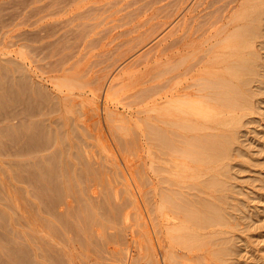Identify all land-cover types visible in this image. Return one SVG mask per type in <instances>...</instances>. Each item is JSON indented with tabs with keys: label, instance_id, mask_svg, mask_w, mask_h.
<instances>
[{
	"label": "rangeland",
	"instance_id": "1",
	"mask_svg": "<svg viewBox=\"0 0 264 264\" xmlns=\"http://www.w3.org/2000/svg\"><path fill=\"white\" fill-rule=\"evenodd\" d=\"M54 1H57V2H54ZM123 1L122 0H118V1L116 0V2H115V0H114V2H113V0H68V1L67 0H62V1L61 0L60 1L59 0H52V1L51 0H0V79H1L0 80V105L3 106V107L0 106V130H1L0 134H2V135H0V145H2V146H0V174H1L0 175V178H1L0 179V216H1L0 217V244H1L0 245V264H5V262H7L6 264L9 263L8 254H17V253L19 254L20 252H21L20 254H28V253L29 254H35V252L33 253V251L31 250L32 248L27 245V244H29V241L26 239L27 236L25 233L26 232L25 222H24L25 220L23 218L24 209L22 210V208L26 204V202L28 203V201H29L30 205H31V202L33 201V204L31 206L34 208V206H35L34 204H36L35 202H38L39 198H41L40 201H42L43 199L49 197V195H50V197H52L51 200L54 197H56L57 199L56 198H54V199H56L57 202L58 203L60 202L62 205L61 206V205H59L60 203L59 204L57 203L58 204L57 206L61 207V208L59 207L60 211L58 212L60 215L58 217L59 219L62 216V220H63L67 216L68 218L66 217L64 220L68 221L69 223H71V222L73 223V221L75 224L78 223L77 225H75L73 223V225H75V226H78V225L81 226L80 221H82V225H84L83 224L84 222L86 224V225H84L85 229L83 228V226H81L82 230L83 229L85 230V231H83V234H82L81 230H79L81 227L78 226L77 230H79V232H81V234H82V235H79L80 233L78 234V232L76 231L77 227H75L73 225L71 226L72 223L69 224V226H68L67 222H65L67 224V226L65 224V227H64L63 226L64 221L62 222V224L60 222V224L63 226V229H65L66 227L67 228L70 227L67 230H70L73 228L72 232H70L71 230L67 232L66 229H65L66 230L65 231L62 229V227L59 226L60 225L59 222H56V221H59V220H56L57 218H55V220H54V218L51 217L52 218L51 221H54L55 224H57L56 228L58 226L60 228V230H63L62 234H60L61 231L59 230V228L58 229L54 228V232L52 231L51 227H52L54 222L52 223L50 221L52 223L51 225H49L50 222H48L49 224L44 223L46 226H48V225L50 226L51 230L48 227L49 228L48 231H50V232L52 231L51 233L55 234V230H57L56 232H59L60 237L58 236V233L56 235V236H58V238H60L58 240V238L56 237L58 241H61V239H62L63 241H61V242L65 243L66 239L69 240L64 245L65 249L60 251V253H62L64 250H67L66 247H68V249H69L66 252L70 251L69 253H66V254H70V255H68V256H70V259L69 258H66V259L71 260V261L66 262V264H128V263L132 262V260H133V259L131 260L130 258H132V256L134 258L135 257L134 255H136L139 252V249L141 246V244L138 241L139 240V231L141 229H143V227H145L146 229H148L150 231L152 230L151 218L154 215L153 214L154 212L152 213V211L154 210L152 208L153 207L152 203H151L152 207L150 206V204L148 206L147 205L148 203L147 204L145 203L142 205V209L144 210V212H143L144 217L142 216L144 219H142L138 215L139 209L137 210L138 206L135 205V202L133 199L134 198L133 194L134 193L136 194V191H138L139 187H140V189L142 188L141 189L142 191H145V187L147 186L146 192H147V189H149L148 185H150L149 186L150 188L152 187L151 184H152V177L154 175V172L152 171L153 169L151 170L152 167H150V164L152 165V163H151L152 158H151V155L149 154L150 142H149V144L146 143V141L148 142V140L146 138H144L143 141L145 143L143 142L144 143V150H142V152H138L137 151L138 148L136 150V148L133 147L134 145L129 144V146H131V147H129L127 144L128 141L130 140V138L133 137V135H131V134L132 133L134 134V132H135L134 130H136L135 134H137L139 132V130H138L139 128L137 126V118L135 117L136 112H137V108H138L137 99H136L137 97L134 95V94H136V86H135L134 81H133L136 78L135 76H137L136 75L137 73H135L133 76L132 75H130V76L126 75L125 76V80H124L125 86L120 91L118 96L116 98L112 99L113 101L108 100L107 98L104 101L105 102L104 104L106 106H109L108 108L111 109V111L113 113H114L113 110H115V112H117V111L121 112L120 115L118 114V118L121 117L120 118L121 121H119L117 119V117H114L113 113H111V111L109 110L110 111L109 113H111L110 114L111 117L113 115V117H112L113 122L110 123V121H112V120H110L111 118L107 119V118H109V117H107V112H108L107 108L105 109L106 114H105V111L102 113V110L100 108V107H102V104H103V96H104V89H105L104 85L106 82L105 80L101 81L99 84L93 83V84L87 85L83 88L82 87L75 88L74 93H71V94L68 93L70 95L69 99L71 98V95H72V98L70 101H73L74 99H76V100H74V102H72L73 104L75 102L77 103L80 100V102H78V104L75 105L77 107H75V106H73V104H71L76 109L73 108L67 102L69 99H67L68 97L67 98L64 97V93H62V90H61V92H60V90H58L61 77L63 75L68 74L67 68L71 67V64H73L75 61H77L79 59L81 60L82 57L83 58L80 62L84 68H86V67L90 68L92 66L91 67L92 74L94 76H96V75L102 76L106 72L111 71L112 69L117 67V65H119L120 63H122L121 66L123 68H127L132 62L139 59L138 57H140L139 55H141V53L143 55V53L151 47L150 45H148L147 47H144L143 49L137 48L134 51L130 52L129 55H126L127 57L126 56L124 57L125 59L122 58L123 60H125L127 62V63H125V61H124L125 65H123V61H121L122 60L121 58H119V59L116 58L118 56L121 57L122 54H119V53H122L124 51L123 50L124 48L126 51L128 50L129 47L127 48V45L130 46L132 44L129 40L132 39L136 35V31L135 32L132 31L134 29V27L138 26V24L145 21V19L148 18V16H150L154 12L155 8L156 7L158 8L160 3H161L160 6H162V4L164 5V3L167 0H163V1L162 0H159V1L153 0L154 4H153V2H151L152 5H151V3H149L150 0H146V1L145 0H141V1L139 0V2H138V0H123ZM125 1L129 4H127ZM107 2H109L110 4ZM144 2H147L148 5L143 4ZM46 3L48 4V6ZM57 3H59V5ZM60 3H64V4H62L63 6H61L62 10L59 11L60 5H61ZM114 3H115V6H114ZM140 3H142L143 6L147 5V8L143 7ZM44 4H46V5H44ZM95 4L97 7L95 6ZM139 4L141 5L142 10H138V9H140ZM88 5H89V8H88ZM109 5L110 6L112 5V6L109 7ZM125 5H127V6H125ZM43 6L46 8L45 11H44L45 8ZM120 6L122 7V9L125 7L124 10H121ZM135 6H136V8H134ZM148 6H150V7L148 8ZM54 7H56L58 10ZM90 7H91V9H90ZM137 7H138V9H137ZM37 8H42V9H37ZM52 8H54V10H56V11L53 12ZM105 8H107V9L110 8V9H108V11L106 10L107 11L106 12ZM35 9H37V10H35ZM114 9H115V11H114ZM118 9H119V11L120 10L121 11L119 12ZM129 9H132L131 11L133 14L131 13V11ZM146 9H148V10L146 11ZM32 10L35 13L31 14ZM38 10L42 11V13L39 12ZM91 10L94 13L91 14L89 12ZM103 10H104V12H103ZM127 10H128V12H127ZM87 11L91 15L88 16V14L86 13ZM112 11H113V13L111 14ZM98 12H100V15ZM96 13H98V15ZM123 13L125 14L127 19H129L130 21L132 20L130 23H129V20L126 21L127 19L124 17ZM128 13H129V15L132 14L131 16H129V18H128ZM29 14H31L30 16H33V17H30ZM85 14H87V15H85ZM105 14H107V16ZM134 14H136L137 16H135ZM73 16L74 17L76 16V18H72ZM87 16H88V18H87ZM105 16H106V18H105ZM121 16H123L124 19H123V17L121 18ZM79 17H81L80 19H82L83 23H84V24L82 23L83 25L80 28L84 29L83 31H85L86 34L88 33V30L86 31L88 25H92V27H90V26L88 27L91 30L93 28L92 31L90 30L91 32L89 31L90 34L89 35L87 34V36H89V37L81 36L82 33H83V35L85 33L81 29H79V26H81L80 23L82 22V21H80V19H78ZM130 17H133V18L130 19ZM120 18H121V20H120ZM139 18H141L140 21H139ZM32 19L34 21H35V19L38 21L37 22L35 21L36 23L34 24L33 23L34 21L31 23ZM66 19H68V20H66ZM71 19L72 20L74 19L73 22H71L72 21ZM78 20L80 23L78 25H76L78 23L77 22ZM98 20L100 22L103 21L104 23L101 22L102 24L98 26L97 24L100 23ZM108 20H111V22ZM67 21L71 24H69V23L67 24ZM85 21L89 22V23L92 22L94 25L92 23L87 25V23H86V26H87L86 27ZM94 21H97V24H95L96 22H94ZM116 22L119 24L116 25ZM120 22H123L122 23L123 25ZM263 22H264V20H263ZM263 22H262V24H263L262 25V31H264V29H263L264 23ZM29 23L32 25H28ZM105 23H106V25H105ZM124 23H126V24H124ZM62 24H64V25H62ZM133 24H136V25H133ZM40 26H41V28H40ZM76 26H78L77 27L79 29L78 31H80L82 33L78 34ZM83 26H84V28H83ZM109 26L111 27V29L109 28ZM43 27L47 28V29H44ZM69 27L72 30L71 32H74L75 34L82 37L81 38V37H79L73 33L71 34L72 36L75 35L72 38L73 40L71 39V41H74V40L77 41V39L79 38L77 41L79 43H75L78 45L80 44L79 50H77L78 45L76 46V45H74V42L72 43L69 40H67V44H69V43L73 44L72 47L74 46L76 53H75V51H73L74 49L71 47L70 44H69L70 47H69V45H68V47L71 49L72 52H70V49H66L68 47H63V46H66V44H65L66 40L63 43L62 40H64V37H63L64 34H63L62 30L63 29L66 30ZM74 27H75L76 31L75 30L73 31ZM85 27H86V29H85ZM104 27H106V28L108 27L107 28L108 30ZM100 29L103 32V34L101 31L99 33H101V35L103 37L99 33H96ZM31 30H35L38 33H36L35 31H33V33H31ZM41 30H45V31H41ZM65 30H64V32L70 31L68 29H67V31H65ZM109 30H110V32H109ZM120 30H121V32H119ZM122 30H126V31L128 30V33L126 34L125 33L126 31H122ZM24 31L25 32L27 31L28 33H24ZM45 32L46 33L49 32L50 35L48 33L46 34ZM68 32L65 33L66 35H64L65 39L72 37V36H70L71 32H69V33ZM122 32H123V34H122ZM40 33H42V35H40ZM118 33H120L121 35ZM29 34H31V35H29ZM32 34L33 35L38 34L37 36L34 35L35 38H37V39L33 38L34 36ZM164 34L165 33L163 32L162 35H164ZM27 35L31 36V37H29L30 39L28 38ZM67 35H68V37H67ZM99 35L102 38L101 40H99L100 39L98 37ZM115 35H118V36L115 37ZM262 35H264V32H262ZM26 36H27V38H26ZM41 36H43L44 38ZM58 36H60V37H58ZM38 37L41 38V39L39 38L40 39L39 42L36 41V40H38ZM84 37H86L87 40L90 38H91V40L93 38L94 39L96 38L95 40L96 41L98 40V41L96 42L93 39L95 44L92 42L93 45H92V43H89L91 45L88 46L87 40L83 39ZM80 38L83 40V42H80V40H81ZM31 39L33 41H29ZM125 40H127L128 43ZM47 41H49V43ZM61 41H62L61 45L65 44L62 46L63 48H65L64 49L65 53H63V55L64 54L67 55L68 54L67 52H69L70 54L73 53L72 55L75 54V56L73 57L72 55L68 54L67 56L68 57L71 56L72 58L69 57L67 60V56L64 55V57L66 56V60H65V58L64 59L61 58V59L63 61L65 60L64 61L65 64L64 63L60 64V61H58V63L61 66V67H59V65L56 66V64L54 65V64H52V62L57 63L56 59L62 55V52H64L62 48L61 49L59 48ZM88 41L91 42L90 40H88ZM99 41H100V43H99ZM119 41H120V43H119ZM123 41H124V44H123ZM263 41H264V36H262L257 42V51L259 53V58L257 61V65H258L257 74L259 73V75L255 74L252 77L254 82L252 80L251 82H253V83H250L252 85H249L251 87L250 91L254 88L253 91L256 92L253 95L254 92L252 91L253 92L252 93L249 91L250 98L253 97L250 99L251 101H249V106L252 108V110L250 108L248 110H246L245 117L243 116L244 119L242 118L243 120L241 122V125L237 130V135H238L237 138H239V139L236 138V140L234 141V143L235 142L236 143L232 144L233 149L231 148V150H230L231 152H229V155H228L230 160L227 157V159L224 160V163H223L224 165L229 166V167L226 166L227 172L225 169L224 174L222 176L223 183H226V184H224V185H226V186H224L225 190L223 189L219 193L220 196L222 198L223 197L224 198L222 199L220 197L221 199H218L216 201L217 206H219L218 211L220 210L219 214L220 213L221 214L223 213V214L222 215L220 214L221 217L219 216L218 219L216 218L215 222L213 221L215 223V225H213L214 223L206 224L207 226H209V227H206L207 229L204 227V226H206L205 223L201 224V222H199L200 224H198L197 221H195V222L193 221L192 223H195L194 226L200 225L199 228L202 227L203 229L204 228L206 229V232H205V229L203 230L205 232L204 234L202 233L203 231H201L202 229H200L199 234H202L203 237H201V235H198L199 237L193 238L192 242L191 241L188 242V240L184 239V238H183L184 241H179V242H181V244L179 242H177L178 245H181V247L177 246L179 248L180 253L176 254V255L181 256L182 255L181 253H185L182 256L187 255V257L185 256L186 259H188V257H189L190 260H195V262L193 261L194 264H197L198 262H199L198 264H201L200 262H202V264H205V263L206 264H209V263L210 264H264V66H262V65H264V54H262V52L264 53V46L262 45L264 43H261ZM41 43L44 45H41ZM86 43H87V45H86ZM97 43H99L98 46H97ZM38 44L41 45L42 49L40 48L41 49L40 52H42V50H43V53H44L43 56H42L43 53L39 54L40 53L39 47L37 49L38 51H35L37 48V46H35V45H38ZM121 44H123V48H122ZM30 45L31 46L33 45V47L30 48ZM54 45H56V46H54ZM94 45L97 47H94ZM42 46L43 47L46 46V47L43 48ZM85 46H88V47L84 48ZM34 47H36L35 50L33 49ZM55 47H57L58 49H56ZM31 49H33L34 51ZM114 49H117L116 52L113 51ZM28 50H30L31 52ZM56 50H57V52L59 50L62 52L60 53V51H59L60 54L59 53L57 54ZM139 50H140V52H139ZM107 51L109 52L108 54H107ZM110 51L114 55H112V53ZM34 52H35V54L37 52H39L37 55H39L40 57L37 56V60L35 59L36 57H35ZM51 52H54V53L52 54ZM105 52H106L107 56L109 55V58L111 59L110 62H109V58L105 57L106 56ZM81 53L82 54L85 53L84 56L80 55ZM103 53H104V55H103ZM79 55L81 56V58L79 57ZM115 55H116V57L114 58ZM100 56H101V58H100ZM128 56H129V58H128ZM61 57H63V56H61ZM78 57H79V59H78ZM104 57L107 58L105 62H104V60H105ZM99 58L101 61L99 60ZM113 58L117 59V61H114L117 63H113V61H112V60H114ZM41 59H45V60H41ZM58 60H60V58H58ZM66 61H67V63H66ZM72 61H73V63H72ZM97 61H98V63H97ZM95 62L97 63L96 65H95ZM39 63H40L41 68L40 67L38 68ZM41 63H42V65H41ZM93 63H94V65H93ZM108 63H110V65ZM43 64H44V66H43ZM49 65L50 66L53 65V67H56L55 68L56 70H53V67H50ZM107 65H109V67L105 69V67ZM142 66H143V64L137 65V67H135L134 70L137 71ZM259 66H261V67H259ZM58 67H59V69H58ZM43 68L46 70L45 72H44ZM50 69H52L53 71ZM49 70H50V72H49ZM25 77H27L29 80L31 79L30 80L31 82L29 80H27V78H25ZM22 78H23V80H22ZM18 80H21V81H18ZM17 81L19 83H21V86H22V82H25L24 83L26 85V86L24 85L25 88H23V86H22V88H20L21 86L19 83H18L19 84V86H18ZM255 81H257V82H255ZM26 82L28 84H26ZM39 83H41L40 86H38V88L40 87V89H39L40 91L37 88L38 91L33 92L34 86L35 85L37 86ZM15 84H17L16 87H15ZM27 86H29V87H27ZM253 86H256V87H253ZM1 88H3V89H1ZM18 88H20L21 90H19ZM29 88L32 89V91H30ZM43 88H44V90H42ZM9 89H12V90H9ZM25 89L26 90L29 89V90L27 92H25L24 91ZM63 89L66 92L68 90L67 87H63ZM45 90H47L48 92H46ZM90 90L92 91V93L90 92ZM259 90H260V92H259ZM42 91H43V93L45 92L46 95H48L47 97L45 96L46 100L43 97L44 95L41 94ZM9 92H10V95H9ZM13 92L15 94H13ZM28 92L30 94L27 95ZM37 92H39L40 94ZM130 92H131V94H130ZM19 93H20V96H19ZM31 93L33 95L38 94L39 98L36 95H35L36 98H33L35 96H33ZM101 93H103V94H101ZM257 93H259V95ZM11 94L16 95L20 99L18 100V98H17L16 99L17 101L15 99L12 100L13 95L11 96ZM125 94H127V95H125ZM129 94L131 95V97H129L130 96ZM22 95H24V96H22ZM57 95L60 97H58ZM77 95L80 97H78ZM16 96H14V98H16ZM30 96H32V97H30ZM54 96H55V98H54ZM56 96L58 97V100H60V101H57ZM121 96H123L122 98L126 99V102H124V99H122ZM8 97H9V99H8ZM21 97H22L23 102L21 101ZM73 97H74V99H73ZM127 97L132 102L127 100ZM31 98H33V99H31ZM37 98L39 101L37 100ZM34 99L37 101H34ZM62 99H64V100L66 99L67 101L66 100L63 101ZM131 99H133V100H131ZM26 100H28V101H26ZM54 100H56V101H54ZM89 100H90V102L94 100L97 103L96 105H99V103H100L99 113H101L100 117H101V115H102V117H101V122H99V123L97 120L98 119L97 115H96V117H95V115H93V112L95 113V111L92 109V107L94 108L96 105H93L92 103H90ZM13 101L14 102L16 101V104ZM18 101L20 103V106H18L19 105ZM30 101H32V102H30ZM133 101H135V103ZM252 101H253V103H252ZM81 102H83L84 104L86 103L85 104L86 106H83L84 105L83 103H82L83 105L82 104L80 105ZM24 103H26L27 105L26 104L24 105ZM45 103H50L51 105L45 104ZM130 103H133L132 107H128V104H129V106H131ZM9 104L10 105L12 104V105L10 106ZM57 104H60L61 106H58ZM88 104H89V108L87 109L86 107ZM115 104H116V106H115ZM40 105H41V107L44 108V111H42L41 114L38 113L41 111L40 109L38 110V108H40ZM54 105L56 107L57 106L58 107L56 108ZM63 105H65V106L67 105L66 107L70 108V109H68V112L65 111V109L67 110V108L65 106L63 107ZM254 105H255V107H254ZM21 106H23V108ZM26 106H28L27 109L28 108L29 109L28 110L26 109L25 111H23L26 108ZM37 106H38V108H37ZM45 106H47L48 108L46 109ZM90 106H92V107L90 108ZM123 106H124V108L122 109ZM35 107H36V109H35ZM60 107H61V109H60ZM83 107H85V108H83ZM127 107L129 109H127ZM15 108H16V110H15ZM30 108L32 110V113H31ZM49 108H52L55 112H53V110H51L52 112H49V110H50ZM71 109H73V111H71ZM37 110H38V112H37ZM46 110H48V111H46ZM69 110L71 112H69ZM33 111H34V113H33ZM35 111L37 112V114ZM44 112H47L46 113L47 117H46ZM51 113H53V114L50 117V115H48V114H51ZM117 113H114V114L116 115ZM122 113L124 115L126 114L125 117H123ZM32 114H33V117H32ZM5 115H6V117H5ZM9 115H10V117H9ZM89 115H90V117H89ZM92 115L94 118H92ZM104 115H105L106 119L104 118ZM79 116L83 119H81V118L78 119ZM122 117H123L124 121H125L124 118L127 119V121H125V123H123ZM115 118H116V121H118V122H115ZM9 119H10L11 123L9 122ZM42 119H43V121H42ZM105 122H107L106 125H105ZM119 122L123 123L124 125L119 124ZM126 122H129V123H126ZM112 123H114V124L112 125ZM19 124H21V125H19ZM40 124H42V125H40ZM127 124H131L133 127L131 125H130L131 127H128ZM143 124H145V122ZM30 125H31V127H30ZM147 125L149 126L148 122H147ZM27 126L29 129H27ZM10 127H12L13 129ZM32 127H33V129H32ZM146 127H145V129L147 131H145V129L143 127V131H145V133H147L149 130V127L148 128H146ZM6 128H8V129H6ZM9 129L12 131H10ZM30 130H33V132ZM11 132H13V133H11ZM7 133L8 134L10 133V134L8 135ZM26 133H29V134H26ZM13 134L15 135V138H14ZM39 134H40V136H38ZM124 134L125 135L128 134L127 136H129V137L125 138ZM19 135L22 136V139H21V136L19 137ZM23 135H24V137H23ZM32 135H34V136H32ZM35 135H37V136H35ZM137 135H139V134H137ZM7 136H9V137H7ZM25 137L30 138V140L26 139ZM134 137H137V136L134 135ZM11 138L12 139L14 138V140H16V141L11 140ZM34 139H36V140L34 141ZM50 139H52V140L49 142L48 140H50ZM126 139H128V140H126ZM132 139L134 140V138H131L129 143L132 141ZM3 140H5V141H3ZM27 140H28V144L30 142L32 143V141H34L35 143L33 142L32 143L33 145L30 144V146H29L26 143ZM123 140H125V141L122 142L123 143L122 144L121 141H123ZM10 141H11V143H10ZM40 141H42V142H40ZM43 141H44V143H43ZM135 141H136V143L138 142L137 139H135ZM2 142L3 143L5 142V143L3 144ZM17 142H19V143H17ZM21 143H23V145H21ZM46 144H48L50 146H48ZM124 144L126 147L124 146ZM24 145L26 147L28 146L29 148L25 149L23 147ZM31 145L34 147L37 145L38 146L41 145V147H42V145H43V149H45V151L43 149H40L39 147H35V148L33 147L32 148ZM119 145H121V147H119ZM233 145H235V146H233ZM20 146L22 149L20 148ZM135 146H137V144H135ZM138 147H139V144H138ZM23 148L25 151H23ZM18 150H20V151H18ZM27 150H28V152H30V151L31 152L29 154L27 153V155H26L25 153L27 152ZM135 150H136V152H135ZM237 150H238V152L239 151L240 152L238 153ZM21 151H22V153H20ZM56 151H58L60 153H58ZM23 152H25V153H23ZM134 152H135V154H134ZM137 152H138V154L140 153L141 155L140 154L136 155ZM18 153H20V154L18 155ZM58 154H59V156L61 155L60 156L61 158L59 156H57ZM80 154H83V155L80 156ZM22 155H25V156H22ZM239 155H240V157H239ZM45 156L46 157L51 156L50 158L52 160L50 158H46ZM44 157H45V159H44ZM89 157H90V159H89ZM137 157H138V159H137ZM37 159H38V161H37ZM39 159H41V160H39ZM47 160H49V161H47ZM83 160H84V162H83ZM40 161H41V163H40ZM55 161H57V163L61 164V165L57 164L58 166L57 165L53 166L54 164H56ZM137 162L138 163L143 162L141 164L144 168L141 167V165L139 167L136 166V165H139ZM35 163H36L37 167L34 166ZM50 164L52 167V168L50 167L51 169H49ZM64 164H66V165H64ZM62 165L65 167L64 170L62 168ZM117 165H120V166H117ZM32 166H33V168L35 167L36 172H37V170H39L41 172V174H43V175L35 174L34 176L38 175V176H36L37 179L42 176V178H40V179H42V181L44 179L43 182H45V176H46V180L50 179L51 184L52 185L54 184L55 186L53 185V187L50 186L51 188H49L48 185H51V184H49L50 180L48 182L46 181V184H47L46 185V184H43V182L40 179H38V180H40L39 181L40 185H39V187H37L39 182L36 181L35 177H33V179H26V177L28 176L29 168L31 171V172H29V174H30L29 176L31 177L33 175L34 171L32 172V170H33L31 168ZM40 166H41V168H40ZM59 166H61L60 167L61 172H60V169L58 168ZM134 166H136V167H134ZM26 167H28V168H26ZM42 167H45L46 170H48L46 174L42 173V171H41ZM66 167H67L68 171H65ZM131 167H133V168H131ZM149 167H150V169H148ZM19 168L20 169L22 168V169L20 170ZM134 168L141 170V173L139 170H136V171H138L137 173H136V171H133V170H135ZM141 168L144 169V172H145L146 179L144 181L146 182V180H148V178L151 180V181L150 180L147 181V182H150L151 184L150 183L148 184L146 182L145 187H144V185L140 186L141 182H142V184H144V182L142 181L144 179V172L142 171ZM53 169L55 171H56V169H58L61 174L58 172V170L54 174ZM110 169H111V171H110ZM129 169H131V170H129ZM52 170H53V172H51V173H53L54 175L53 174H51V175H53V177L50 174L47 175L48 173H50L49 171H52ZM62 170L65 171L64 172L66 174L65 176H64V173H62ZM39 171L37 173H39ZM130 171L132 172V174L130 173ZM31 173H32V175H31ZM57 173H59L60 176H59V174L57 175ZM123 173H126L128 178L126 176H124L125 174L123 175ZM138 173L141 175L143 174V176H142L143 178H141L140 177L141 175H138ZM135 174H136V176H135ZM146 174H148V175H146ZM14 175H16V176H14ZM132 175H134V176H132ZM137 175L139 176L138 178H137ZM24 176H26V177H24ZM29 176L27 178H30ZM43 176H44V178H43ZM50 176L52 178H54V176H56V178L52 179ZM57 176H59V178H63V179H59V178H57ZM147 176H148V178H147ZM64 177H66V178H64ZM34 178H35V182L36 183L38 182V183L36 184L33 181L34 182V185H33L32 180H34ZM86 178L87 179L90 178V179H88V181H90V182L87 181L89 184L86 183V180H87ZM21 179H22V181L28 180L29 182H31L33 188L31 186H29L28 181H27L28 182V186H27L26 182L24 184V182H22ZM56 179H59V182H57L58 180H56ZM80 180L81 181L83 180V181L81 182ZM84 180H85V182H84ZM63 182L66 184H64ZM70 183L72 185H70ZM83 183H86L85 189L88 191L83 189V185H84ZM137 183H140V184H137ZM35 184H36V186H35ZM41 184H42V186H41ZM60 184H62V185L64 184L65 186H63V187L67 186V188L64 189V191L67 190L66 194L69 193L68 195L69 196L71 195L70 198L68 195L67 196L65 195V192L62 190V185H60ZM87 186H89L90 189L93 187L91 189L93 194L92 193L90 194L91 190L89 188H87ZM4 187L8 190H6ZM7 187H9V188H7ZM27 187L29 189L31 187V189L34 190V191L31 190V191L34 193L31 194L32 192L29 191V189ZM44 187L45 188L48 187V189H50V191H48L47 188L44 189ZM60 187H61V190L63 191V193H62V191L60 192L61 196L64 195L62 198L65 197L64 198L65 200L59 197L60 193H58L59 192L58 189H60ZM78 187H79V189H77ZM143 187H144V189H143ZM38 188H39V192H38ZM52 188L55 189L54 193L56 196H54V197H53L54 193H52V196H51V193L49 194V192H51ZM27 189H28V191H27ZM43 189L46 191V192H44L45 194L43 193V191H44ZM80 189H81L80 192H82V193L79 192ZM89 190H90V192H89ZM94 190H95V192H94ZM151 190L148 191L149 193L151 192V195L150 194L148 195V193H147V195L150 196L149 198L146 195V193L143 192L144 195L147 197L144 200L145 201L147 200V202L149 201L148 199H150L152 196ZM84 191H86V192H84ZM26 192H28V193H26ZM52 192H53V190H52ZM36 193H37V195L39 194V196H40L39 198L37 197ZM46 193H47V196H46ZM83 193H84V195H83ZM129 193H131V194H129ZM80 194L82 195V198H84L86 201H84L80 197L81 196ZM85 194H88V196H85ZM10 195H12V196L14 195L15 197L14 196L12 197ZM31 195H34V196L32 197ZM77 195H79L80 198H78ZM130 195L133 198H130L131 197ZM9 196H10V198H9ZM35 196L38 198V200L34 199ZM42 196H44V197H42ZM83 196H85V197H83ZM90 196L93 197L94 202H92V198L89 199ZM49 198H48V201H49ZM86 198L89 200H87ZM143 198H144V196H143ZM28 199H30V200H28ZM60 199H62V201ZM74 199H76V202H74L75 201ZM45 200L47 202V199H45ZM56 200H54V201H56ZM132 200H133V203H132ZM63 201H64V203H66L65 205H64ZM70 201H71V203L73 202V206H75V205L77 206L78 203L81 206H83V208H81L80 205L77 206V208L79 207L81 209V210L78 209L79 212L78 211L77 212L80 215V213H82L80 211L84 210L83 212L86 214V218L83 215L84 213H82V215H83V218L87 219L86 221L82 219V216L79 217L78 214L75 215V213H74V216H76L77 218L76 217H74V218H76L77 220L79 218V220L80 219L81 220L80 221L78 220L79 221L78 222L76 219L75 220H74V218L72 219L73 215H71V214H73L72 212L74 210L68 209V210H70V212L67 210V208H69L68 205L71 204ZM87 201H89L88 205L90 204L92 207L89 208V206H90L89 205L88 208L90 210L85 211L87 209V205H85V203ZM90 201H91V203H90ZM149 202H151V200ZM92 203L94 204V206L92 205ZM18 205H19V207H18ZM30 205H29V209H32V207ZM64 206H66L67 208H64ZM73 206L71 204V208H73ZM76 206H75V210H76ZM143 206L145 209L143 208ZM146 206L150 207V209H153V210L152 211L149 210ZM27 207H25V208H27ZM220 207H222L223 209ZM238 208H240V209L238 210ZM64 209H66L67 212ZM145 210H146V213H145ZM147 211L148 212L150 211L149 214H151V216L148 217ZM37 213H38V210H37ZM87 213H89V214H87ZM87 216H89V217L87 218ZM92 216H93V218L95 217L94 220L91 222L93 224L90 223V220H92ZM222 216L224 218H227L226 220H229V221L226 222V220ZM234 216H236V217H234ZM69 217H71L70 219L72 221L71 220L69 221ZM221 218H223V220H224V221L222 220L223 222L219 220ZM60 221H61V219H60ZM75 221H77V222H75ZM87 222H88V224H87ZM225 222L227 223V225ZM221 224H223V225H221ZM88 225H90V227H88ZM46 226H44V228ZM48 228L45 229L46 234L44 233L47 238H48L47 233L50 234V232L46 231ZM87 228L88 229L90 228V230L88 231ZM73 230H75V232ZM198 230L196 229V231H198ZM214 230H215V232L212 234V231H214ZM87 231L92 232V234L90 232V234L92 235V236L91 235L90 236H91V238H93L92 241H90L91 238L89 237V235H88L89 233H87ZM207 231L209 233V234H207L209 237L205 236ZM73 232L76 233V234H74L75 236L78 235L77 237L82 236V238L80 237L79 239H77L79 241V243H81V244H79L78 241L76 242V240H74V239H76V237L75 238L73 237V240L76 243H74V244L72 243L73 241L70 239H72V235H73L72 233ZM84 232H85V234H87V236H85ZM70 233H71V235H70ZM65 234H66V237L64 236ZM114 234L115 235L119 234V235L115 236ZM62 236H64L66 239L64 240V238H61ZM69 236H71L70 239H69ZM83 236H85L86 239ZM98 236H99V238L103 239L101 242L99 241L100 239L97 238ZM211 236H212V238H211ZM88 237H89V240L87 239ZM116 237H117V239H116ZM97 239L99 241L98 244L101 243V245H99L100 247L98 246V244H96ZM204 239H208V240H204ZM86 240H88V241H86ZM179 240H181V238ZM199 240H201L202 243ZM58 241H51V243L56 242L55 245H53V246H55L56 251L58 249L61 250V248H60L62 245L61 242H60L61 245L60 246L57 245V247H56V244H59V243H57ZM105 241H106V243H104ZM44 242H46V241H44ZM183 242H185V243H183ZM31 243L36 245L37 242L33 238ZM67 243H68V246H66ZM189 243H190V245H189ZM194 243H196V245H194ZM105 244H106V247L104 246ZM182 244L184 246H182ZM191 244L193 247H191ZM45 245L47 246L46 243H45ZM49 245H51V244H49ZM64 246L62 245V248ZM6 247H10V248H6ZM47 247H49V246H47ZM47 247H46V250H48ZM156 247H157V245H156ZM186 247H188V248H186ZM5 248H6V250H3ZM22 248L23 249L25 248L24 249L25 251ZM50 248H52L51 252H52V250H55V249H53L54 247L50 246L49 249ZM192 248H193V250H192ZM14 249H15V251H12ZM17 249L20 251H18ZM190 249H191V251H190ZM29 250L31 252H29ZM49 251L50 250H48V252L46 251V254H49ZM53 252L59 253V252H55V251H53ZM53 252H52V255H54ZM64 252L62 254H65ZM97 252H98V254H97ZM64 256L67 257V255H64ZM158 256H161L160 252H159ZM200 258L202 260H200ZM135 259L136 258H134V261H135ZM129 260H130V262H129ZM196 260H198V262H196ZM153 261L155 262L156 259H154ZM153 261L152 262L150 261L151 263L143 262L141 264H154ZM204 261H205V263H204ZM133 263L134 262H132V264ZM35 264H37V263H35ZM38 264H42V263H38Z\"/></svg>",
	"mask_w": 264,
	"mask_h": 264
},
{
	"label": "bare ground",
	"instance_id": "2",
	"mask_svg": "<svg viewBox=\"0 0 264 264\" xmlns=\"http://www.w3.org/2000/svg\"><path fill=\"white\" fill-rule=\"evenodd\" d=\"M157 1H159V0H157ZM54 2H57V1H54ZM109 2H107V3H109ZM113 2H114V0H113ZM115 2H116V0H115ZM138 2H139V0H138ZM151 2H153V0L152 1L150 0L149 1V3H151ZM46 4H44V5H46ZM57 4L59 5V3H57ZM60 4L61 5H60L59 11L62 10L61 9L62 8L61 6H63L62 4H64V3H60ZM127 4H129V3H127ZM140 4L143 6V4H147V2H144L143 4L140 3ZM140 4H139L140 9H138V7H137L138 10H142ZM153 4H154V2H153ZM160 4H159V6H160ZM89 5H88V8H89ZM147 5L146 6L144 5L143 7H146L147 8ZM151 5H152V3H151ZM47 6H48V4H47ZM95 6H96V4H95ZM111 6L109 5V7H111ZM114 6H115V3H114ZM125 6H127V5H125ZM150 6H148V8ZM159 6H158V8L156 7L157 9L155 8L154 12L150 16H148V18L145 17L146 18L145 21H143L142 23L138 24V26L134 27V29L132 31H134V32L136 31V35L132 39L129 40L132 44L130 43L131 44L130 46L127 45V48L129 47L128 50L126 51L125 48H124L123 49L124 51L122 53H119V54H122L121 57L120 56L116 57V55L114 56V58L116 57L118 59L119 58L125 59L124 57L126 55H129V53L132 52V51H134L135 49H137V48L143 49L144 47H147L148 45H150L151 47L149 46L150 48L148 50H146L145 52L143 51L144 52L143 55H142V53H141V55H139L140 56V57H138L139 59H137L136 61L132 62L127 68H123L121 66L122 63H120L119 65H117V67H115V68L113 67L114 69H112L111 71L106 72L102 76H99V75L94 76L92 74V69H91L92 66L90 68H88V67L84 68L82 66V64H81L80 61L82 60L83 57L81 58L80 55L84 56V54H85V53L82 54L83 53L82 52L79 55V57L81 58V60L78 57V59H79V60H77L78 62L74 60L75 61L74 62L75 64H74L73 61H72L73 64L70 63L71 64V67H68L67 68L68 69V74L63 75L61 77L60 84H59V89L58 90H60V92L62 90V93H64V97H66V98L68 97L67 99H69L70 95L68 93H70V94L71 93H74V89L75 88H78V87H82L83 88V87H85L87 85H90V84H93V83L99 84L101 81L105 80L106 82H105V85H104V88L105 89H104V96H103V104L101 103L102 104V107H100V108L102 110V113L107 108V111H108L107 112V117H109L107 119H110L111 118L110 120H112V117L114 115V117H117V119L119 121H121V119H120L121 117L118 118V114L120 115L121 112H118L117 111L118 112L117 113V112H115V110H113L114 113H117L115 115L111 111V109L108 108L109 106H106L104 104L105 103L104 101L106 100V98L108 100H112V99H114V98H116L118 96V94L120 93V91L125 86L124 85V80H125V76L126 75H129V76L132 75L133 76L135 73H137L136 74L137 76H135L136 78L133 80L134 81V84L136 86V94H134L133 92L132 93L137 97L136 99H137L138 108H137V112H136L135 117L137 118V126L139 128L138 129L139 132L137 134H139V135L135 134L136 130H134L135 132H134V134L133 133L131 134V135H133V137H131V138H134V140L132 139L133 142L135 141V139H137L139 143L138 142L136 143V141L134 142L135 144H137V146H135V144L132 141L131 142L133 144L131 142L129 143V141L131 140V138H130V140L128 141L127 144H128V146H129V144L130 145H134L133 147L136 148V150L138 148V150H137L138 152H142V150H144V143H145L143 141L144 138H146L148 140V142L146 141V143L149 144V142H150L149 154L151 155V158H152V162H151L152 165L150 164V167H152L151 170L153 169L152 171L154 172V175L152 177V184L150 182H147L148 180H150L148 178V176H147L148 180H146V182L148 184L150 183L152 185V187L150 188L149 187L150 185H148V188L149 189H147V192H146V187L147 186L145 185L146 182L144 181L146 179L145 172H144V169L141 168L142 171L144 172V179L143 180L141 179L144 182V184H142V182H141V185L140 186H143V185H144V187L146 186L145 187V191H142L141 190L142 188L140 189V187H139L138 188V191H136V194L135 193L134 194L132 193L134 198L131 195H130L131 196L130 198H133L134 199V202H135V205L138 206L137 210L139 209V211H138L139 214L138 215L140 216V218L144 219L143 218L144 217L143 216L144 210L142 209V205L145 204V203L146 204L148 203L147 204L148 206H149V204L151 206V203H152V206L153 207L152 206L151 207L154 210L153 209H150V207H148V206H146V207L149 210H151V211L153 210L152 213L154 212L153 213L154 215L152 216V218L150 217L151 218V221H152L151 222L152 224L150 223L151 226H152L151 227L152 230L150 231V230L146 229L145 227H143V229H141L139 231V240L138 241L141 244V246H140L139 252L136 255H134L135 256L134 258H136L135 261H134L133 256L130 259L131 260L133 259L132 260V262H134L133 264H141L143 262L151 263L154 259H156L155 262L153 261L154 264H194L195 260H190L189 257H188V259H186L187 255H185L186 257L185 256H182L185 253H181L182 254L181 256L176 255V254H179L180 253L179 248L177 246L181 247V245H178L177 242L184 241V239H187L188 242L189 241L192 242V239L193 238L199 237L198 235H201V237H203L202 234H199L200 233V229H202L201 231H203L206 227H209L206 224H208V223H214L216 221V218L218 219V217L219 216L221 217V215L223 214V213L222 214L220 213L221 215L219 214V211H220V210L218 211L219 206H217V204H216V201L218 199H221L222 198L219 193L223 189L225 190L224 186H226V185H224L226 183H223L222 176L224 174V170L226 169V172H227V167H229V166L224 165L223 163H224V160L227 159V157L230 160V158H229L228 155H229V152H231L230 150L232 148V144H235L236 143V142L234 143V141L236 140V138L238 136L237 135V130L240 127L242 120L244 119L243 116L245 117L246 110H248L249 108L252 110V108L249 106V101H251L250 99L253 98V97L250 98L249 91H250V88L251 87L249 85H252L250 83H253L254 82V80L252 79V77L255 74L256 75H259V73L257 74V70H258L257 69V67H258L257 61H258V58H259V53L257 51V42H258V40L262 36H264V35H262V32H264V31H262V25H263L262 22L264 20V0H195V1L194 0H167L164 3V5L162 4V6H160V7ZM42 8H37V9H42ZM54 8H56V7H54ZM54 8H52L53 9V12L56 11V10H54ZM120 8H121V10H124L125 7L122 9V7L120 6ZM134 8H136V6ZM37 9H35V10H37ZM90 9H91V7H90ZM108 9H110V8H108ZM108 9L105 8V11L106 10L108 11ZM45 10H46V8L44 9V11ZM129 10L131 11L132 9H129ZM147 10L148 9H146V11ZM114 11H115V9H114ZM118 11H119V9H118ZM39 12L42 13V11H39ZM89 12L91 14L94 13V12H92V10L89 11ZM89 12L88 11L86 12L88 14V16L91 15V14H89ZM103 12H104V10H103ZM127 12H128V10H127ZM32 13H35V12H33V10H32L31 14ZM98 13L100 15V12H98ZM98 13H96V14L98 15ZM112 13H113V11L111 12V14ZM131 13H132V11H131ZM31 14H29V16ZM87 14H85V15H87ZM136 14H134V15L137 16L139 13L137 15ZM105 15L107 16V14H105ZM123 15L126 18V16H125L124 13H123ZM131 15H129V13H128V18ZM88 16H87V18H88ZM106 16H105V18H106ZM30 17H33V16H30ZM122 17L123 16H121V18ZM124 17H123V19H124ZM72 18H76V16L75 17L73 16ZM80 18L81 17H79L78 19H80ZM121 18H120V20H121ZM131 18H133V17H130V19ZM66 20H68V19H66ZM73 20L71 22H73ZM128 20L129 19H127L126 21H128ZM140 20H141V18H139V21ZM33 21L34 20L32 19L31 23ZM35 21L37 22L38 20L35 19ZM35 21L33 22L34 24L36 23ZM80 21H82V22L80 23L79 20H78L77 21L78 23L76 22L77 23L76 25H78L80 23L81 26H79V29H81L83 31L84 29H82L80 27H82V25L84 23H83V20L82 19H80ZM108 21L111 22V20H108ZM131 21L129 20V23ZM94 22H96L95 24H97V21H94ZM101 22H103V21H101ZM101 22L99 24H97V25L98 26L101 25L102 24ZM68 23L69 22L67 21V24ZM86 23L88 25V24H91L92 22L89 23V22H86L85 21V26H86ZM106 23H105V25H106ZM120 23L122 24L123 22H120ZM69 24H71V23H69ZM118 24L119 23L116 22V25H118ZM124 24H126V23H124ZM28 25H32V24L29 23ZM62 25H64V24H62ZM133 25H136V24H133ZM89 26L92 27V25H88V27ZM77 27L78 26H76V29H77L78 34L79 33H82L80 31H78L79 29ZM86 27H85V29H86ZM88 27H87L86 31L88 30V33L87 34L89 35L90 32L93 30V28L91 30ZM40 28H41V26H40ZM69 28H67V29L70 30L69 32H71L72 30H71V28L70 29ZM83 28H84V26H83ZM104 28H106V27H104ZM109 28L111 29L110 26H109ZM44 29H47V28H44ZM67 29L66 30L65 29L62 30V32H63L64 35H66L65 33L68 32ZM64 30L67 31V32H64ZM74 30H75V27H74L73 31ZM33 31H35V30H31V33H33ZM41 31H45V30H41ZM100 31H101V29L99 31H97L96 33H99ZM122 31H126V30H122ZM83 32L86 34L85 31H83ZM109 32H110V30H109ZM119 32H121V30ZM163 32L165 33L164 35H162ZM24 33H28V32L27 31L26 32L24 31ZM36 33H38V32H36ZM47 33L49 34V32H47ZM72 33L75 34L74 32H71L70 33V36H72L71 35ZM125 33L127 34L128 33V30ZM85 34L83 35V33H82L81 36L89 37V36H87V34L86 35ZM99 34L101 35V33H99ZM102 34H103V32H102ZM118 34H120V33H118ZM122 34H123V32H122ZM29 35H31V34H29ZM34 35L37 36L38 34H34ZM40 35H42V33H40ZM64 35H63L64 40H62V41L64 43L65 40H66V43H65L66 46H63L65 44H62L61 45V43H62V41H61L60 42V45H59L60 46L59 47L60 49L62 48L63 51H64L65 48H63V47H68V45L70 43L67 44V40H69L72 43L74 42V45H76V46L78 45V44H75V43H79V42H77L78 39H79L78 37H77L78 38L77 41L76 40L71 41V39L75 35H77V34H75L72 37L69 36L70 38H67L68 37V35H67V37H66L67 39H65V36ZM100 35L98 36L100 38L99 40L102 39L101 38L102 35L101 36ZM27 36H26V38H27ZM35 36L33 38H35ZM77 36H79V35H77ZM81 36H79V37H81ZM117 36L118 35H115V37H117ZM29 37H31V36H28V38ZM41 37H43V36H41ZM58 37H60V36H58ZM86 37H84L83 39L85 40ZM39 38L40 37H38V40H36L37 42H39V40L41 39V38L40 39ZM35 39H37V38H35ZM93 39L92 40H91V38L88 39L91 42H89L86 39L87 40V43H88V46L91 45L89 43H92V42L94 43ZM81 40H80V42H83V40L82 41ZM29 41H33V40L31 39ZM125 41H127V40H125ZM47 42L49 43V41H47ZM72 43L70 44L71 47L73 45ZM87 43H86V45H87ZM93 43H92V45H93ZM99 43H100V41H99ZM99 43H97V46L99 45ZM119 43H120V41H119ZM127 43H128V41H127ZM261 43H264V41L261 42ZM39 44L38 45H35V46H37V48L36 47L33 48L34 50L36 48L35 51H38L37 50L38 47L40 49L41 48V45H44L42 43H41V45H39ZM123 44H124V41H123ZM123 44H121L122 48H123ZM70 45H69V47H70ZM79 45H78L77 50H79V48H80ZM262 45L264 46V44H262ZM54 46H56V45H54ZM88 46H85L84 48H86ZM97 46L94 45V47H97ZM31 47H33V45L32 46L30 45V48ZM45 47H43V48H45ZM69 47L66 48V49H70ZM55 48L58 49L57 47H55ZM72 48L74 49V46ZM33 49H31V50H33ZM41 49L39 50V52L41 51ZM116 50L117 49H114L113 51L116 52ZM28 51H30V50H28ZM59 51L57 52V50H56L57 54L59 53ZM73 51H75V53H76V50L75 49ZM39 52H37L36 54L34 52L35 57H36V58L35 57L34 58L36 60H37V56L40 57L39 55H37ZM61 52L62 51H60V53ZM70 52H72L71 49H70ZM139 52H140V50H139ZM41 53H43V50L39 54H41ZM51 53L53 54L54 52H51ZM63 53H65V51L62 52V55L61 56H63V57H61V56L58 57V58H60V60H58V58L56 57L57 58L56 59L57 60V63L51 61L52 64H54V65L56 64V66L59 65V67H61L60 64H63L64 63V61L66 60V56L68 54L69 55H72L73 54V53L70 54L69 52H67L68 54L67 55L64 54V55H66L64 57ZM108 53L109 52L107 51V54ZM262 54H264V53L262 52ZM43 55H44V53L42 54V56ZM103 55H104V53H103ZM105 55H106V52H105ZM112 55H114V54L112 53ZM72 56L74 57L75 54L72 55ZM69 57H71V56H69ZM69 57L67 56V60H68ZM105 57L109 58V55L108 56L106 55ZM61 58L62 59L65 58V60L63 61ZM100 58H101V56H100ZM100 58H99V60H100ZM107 58H105L104 62L106 61ZM128 58H129V56H128ZM123 59L121 61H123V65H125V63H127V62L125 60H123ZM41 60H45V59H41ZM110 60L111 59L109 58V62H110ZM58 61H60V64L58 63ZM98 61H97V63H98ZM112 61H113V63H117V62H114V61H117V59H114ZM124 61H125V63H124ZM66 63H67V61H66ZM97 63L95 62V65ZM44 64H43V66H44ZM108 64L110 65V63H108ZM140 64H143V66L140 67L137 71H135L134 68L137 67V65H140ZM41 65H42V63H41ZM93 65H94V63H93ZM109 65H107L105 67V69L108 68ZM262 66H264V65H262ZM39 67H40V63L38 65V68ZM50 67H53V65L50 66ZM59 67H58V69H59ZM259 67H261V66H259ZM55 68L56 67H53V70H56ZM43 70H44V72L46 71L44 68H43ZM50 70H52V69H50ZM50 70H49V72H50ZM25 78H27V77H25ZM22 80H23V78H22ZM27 80H29V79L27 78ZM252 80H253V82H251ZM18 81H21V80H18ZM18 81H17V84L19 83ZM255 82H257V81H255ZM24 83L25 82H22L23 88H25L24 87V85H25ZM17 84H15V87L17 86ZM19 84L21 86V83H19ZM19 84H18V86H19ZM26 84H28V83L26 82ZM40 84L41 83H39L37 86L35 85L36 87L33 85L34 86V91L33 92L38 91L40 89V87L38 88V86H40ZM22 86L20 88H22ZM27 87H29V86H27ZM63 87H67V89H68L67 92L63 89ZM253 87H256V86H253ZM20 88H18V89L21 90ZM37 88H38V90H37ZM1 89H3V88H1ZM253 89L250 92H252ZM9 90H12V89H9ZM28 90L25 89L24 91L27 92ZM42 90H44V88ZM30 91H32V89H30ZM45 91L48 92L47 90H45ZM10 92H9V95H10ZM90 92L92 93L91 90H90ZM253 92L252 93L254 95L256 92L255 91H253ZM259 92H260V90H259ZM20 93H19V96H20ZM37 93H39V92H37ZM44 93L42 91L41 94L44 95L43 97L45 98V96L47 97L48 95H46V93L45 94ZM13 94H15V93L13 92ZM13 94H11V96ZM28 94H30V93L28 92L27 95ZM101 94H103V93H101ZM130 94H131V92H130ZM257 94L259 95V93H257ZM35 95L38 97V94H35ZM35 95H33V96H35ZM125 95H127V94H125ZM14 96H16V95H13L12 96L13 97L12 100L13 99L16 100L18 98L17 96H16V98H14ZM22 96H24V95H22ZM36 96L33 97V98H36ZM30 97H32V96H30ZM58 97H60V96H58ZM58 97H57V101H60V100H58ZM78 97H80V96H78ZM122 97L123 96H121V98ZM129 97H131V95ZM33 98H31V99H33ZM38 98H37V100H38ZM54 98H55V96H54ZM71 98H72V95H71ZM71 98L68 101L65 99L70 105L73 104L72 102H74V100H76L73 97L74 100L73 101H70ZM8 99H9V97H8ZM19 99L20 98H18V100ZM122 99H124V98H122ZM28 100H26V101H28ZM37 100L34 99V101H37ZM45 100H46V98H45ZM62 100L65 101L64 99H62ZM127 100H129L128 97H127ZM131 100H133V99H131ZM16 101L15 102L13 101V102L16 104ZM21 101H22V97H21ZM54 101H56V100H54ZM30 102H32V101H30ZM78 102H80V100ZM78 102L77 103L75 102L73 104V106L77 105ZM83 102H81L80 105ZM89 102H90V100H89ZM124 102H126V99H124ZM130 102H132V101H130ZM133 102L135 103V101H133ZM90 103H92L93 105H96L97 104L94 100L91 101ZM252 103H253V101H252ZM18 104H19L18 106H20L19 101H18ZM25 104L26 103H24V105ZM45 104L51 105L50 103H45ZM85 104L83 106H86ZM130 104H131V106H129V104H128V107H132L133 106V103H130ZM57 105L58 106H61L60 104H57ZM99 105H100V103H99ZM99 105H96L94 108L92 106H90V108L92 107V109L95 111V113L93 112V115H95V117L97 115L98 123L101 122V117H102V115L100 117V114L101 113H99V111H100L99 110ZM0 106L3 107L2 105H0ZM38 106H37V108H38ZM47 106H45L46 109L48 108ZM64 106L65 105H63V107ZM115 106H116V104H115ZM21 107L23 108V106H21ZM27 107L28 106H26V108L23 111H25L27 109ZM75 107H77V106H75ZM75 107H73V108H75ZM128 107H127V109H129ZM254 107H255V105H254ZM83 108H85V107H83ZM86 108L87 109L89 108V104L87 105ZM123 108H124V106L122 107V109ZM35 109H36V107H35ZM39 109L41 110L40 112H38ZM49 109H50L49 112H52L51 110H53V109L52 108H49ZM60 109H61V107H60ZM68 109H70V108H67V110L65 109V111L68 112ZM15 110H16V108H15ZM30 110H31V108H30ZM38 110H37V112L41 114L42 111H44V108L41 107V105H40V108H38ZM109 110L111 111V113H113L112 117L110 115L111 113H109L110 112ZM46 111H48V110H46ZM71 111H73V109H71ZM71 111L69 110V112H71ZM37 112H36V114H37ZM53 112H55V111L53 110ZM31 113H32V110H31ZM33 113H34V111H33ZM44 113L46 115L47 112H44ZM52 114L53 113L48 114V115H50V117H51ZM105 114H106V111H105ZM93 115H92V118H94ZM125 115L123 114V117H125ZM5 117H6V115H5ZM9 117H10V115H9ZM32 117H33V114H32ZM46 117H47V115H46ZM89 117H90V115H89ZM123 117H122V120H123ZM80 118L81 117L79 116L78 119H80ZM104 118H105V115H104ZM81 119H83V118H81ZM124 119H125V121H127L126 118H124ZM42 121H43V119H42ZM125 121L123 120V123H125ZM9 122H10V119H9ZM111 122H113V120L110 121V123ZM115 122H118V121H116V118H115ZM144 122H145L146 125L143 124ZM147 122H148L149 126L147 125ZM123 123H120L119 122V124H123ZM126 123H129V122H126ZM106 124H107V122H105V125ZM113 124L114 123H112V125ZM19 125H21V124H19ZM40 125H42V124H40ZM127 125H128V127H131L132 126L131 124H127ZM30 127H31V125H30ZM143 127H144V129H145V127L146 128L149 127V130H148L147 133H145V131H147L146 129H145V131H143ZM10 128H12V127H10ZM6 129H8V128H6ZM27 129H29L28 126H27ZM32 129H33V127H32ZM10 131H12V130H10ZM30 131L33 132V130H30ZM11 133H13V132H11ZM26 134H29V133H26ZM0 135H2V134H0ZM127 135L124 134L125 138L126 137H129ZM134 135L137 136L138 138L137 137H134ZM20 136L21 135H19V137ZM32 136H34V135H32ZM35 136H37V135H35ZM38 136H40V134ZM7 137H9V136H7ZM23 137H24V135H23ZM14 138H15V135H14ZM14 138L13 139L11 138V140H14ZM21 139H22V136H21ZM26 139L30 140V138H26ZM237 139H239V138H237ZM28 140H27L26 143H27V145L30 146V144H32L36 139H34V141H32V143L30 142L29 144H28ZM51 140L52 139H50L48 141L50 142ZM126 140H128V139H126ZM3 141H5V140H3ZM14 141H16V140H14ZM124 141L125 140L121 141V143L124 142ZM40 142H42V141H40ZM10 143H11V141H10ZM17 143H19V142H17ZM43 143H44V141H43ZM48 144H46V145H48ZM138 144H139V147H138ZM21 145H23V143H21ZM0 146H2V145H0ZM48 146H50V145H48ZM124 146H125V144H124ZM233 146H235V145H233ZM23 147L25 149L26 148H29L28 146L26 147L25 145ZM33 147L34 146H32V148ZM35 147H39L40 149H43V145H42V147H41V145L40 146L37 145ZM119 147H121V145H119ZM129 147H131V146H129ZM20 148H21V146H20ZM24 148H23V151H25ZM43 150L45 151V149H43ZM136 150H135V152H136ZM18 151H20V150H18ZM30 152H28V150H27L26 153L25 152H23V153H25L27 155V153L29 154ZM56 152H58V151H56ZM135 152H134V154H135ZM138 152H137L136 155H139L140 154V153L138 154ZM237 152H238V150H237ZM20 153H22V151ZM20 153H18V155ZM58 153H60V152H58ZM82 155L83 154H80V156H82ZM22 156H25V155H22ZM57 156H59V154ZM45 157H44V159H45ZM50 157L47 156L46 158H50ZM138 157H137V159H138ZM239 157H240V155H239ZM89 159H90V157H89ZM39 160H41V159H39ZM37 161H38V159H37ZM47 161H49V160H47ZM55 162H56V164H54L53 166H55V165L58 164L57 161H55ZM83 162H84V160H83ZM40 163H41V161H40ZM141 163H143V162H141ZM141 163H138L139 165H136V166L139 167L141 165V167H143ZM58 165H61V164H58ZM64 165H66V164H64ZM34 166L37 167L36 163H35ZM117 166H120V165H117ZM136 166H134V167H136ZM50 167H51V164L49 166V169L52 168V167L51 168ZM60 167L61 166H59L58 168L60 169ZM150 167L148 169H150ZM26 168H28V167H26ZM31 168L33 169L32 172L34 171L33 172V175L31 173V175H32L31 177L32 178L29 176L30 175L29 172H31L30 171V168H29V170L28 169L27 170L29 171L28 172V176L30 178H27L28 176L26 175L27 177L24 176V177H26V179H33V177L36 178V176H38V175L41 174V172L39 170H37V172L39 171V173L36 172L35 167L33 168V166H32ZM40 168H41V166H40ZM62 168L64 170L65 167L62 165ZM131 168H133V167H131ZM53 170L52 171H49L50 173H48L47 175H49V174L51 175L53 173L55 174V172H57L58 169H56V171L54 170V172H53ZM63 170H62V173H64L65 171H68L67 170V167H66V170L65 171H63ZM129 170H131V169H129ZM136 170H139V169L136 168L133 171H136ZM41 171H42V173H45L46 174L48 170H46L45 167H42ZM110 171H111V169H110ZM139 171L141 173V170H139ZM51 172H53V173H51ZM58 172H59V170H58ZM60 172H61V169H60ZM137 172L138 171H136V173ZM59 173H57V175ZM130 173L132 174L131 171H130ZM35 174H38V175L34 176ZM60 174H59V176H60ZM41 175H43V174H41ZM53 175H51V176L53 177ZM65 175L66 174L64 173V176ZM123 175L127 177L126 173H123ZM138 175H141V174L138 173ZM138 175H137V178L139 177ZM146 175H148V174H146ZM14 176H16V175H14ZM44 176H43V178H44ZM59 176H57V178H59ZM132 176H134V175H132ZM135 176H136V174H135ZM142 176H143V174L140 177L143 178ZM35 178H34V180H32L33 185H34V182H35ZM40 178H42V176ZM40 178H38V179H40ZM54 178H56V176H54ZM54 178H52V179H54ZM64 178H66V177H64ZM38 179L36 178V181H38V182L40 180L42 181V179H40V180H38ZM59 179H63V178H59ZM59 179H56V180H58L57 182H59ZM88 179H90V178H88ZM88 179L86 180V183L90 182V181H88ZM49 180L50 179H47L46 180V176H45V182H43L44 179H43L42 182H43V184H46V181L48 182ZM21 181H22V179H21ZM27 181H24L23 180L22 182H24V184L26 182V184L28 186V182L29 181L28 182ZM49 182H50L49 184H51V180ZM84 182H85V180H84ZM86 183H83L84 184L83 185V189H85V184ZM36 184H35V186H36ZM64 184H66V183H64ZM64 184L63 185L60 184V185H62V190L63 191H64V189L67 188V186L66 187H63V186H65ZM137 184H140V183H137ZM39 185H40V182H39V184H38L37 187H39ZM53 185L51 184V185H48V186H49V188H51V187H53ZM70 185H72V184L70 183ZM29 186H31L33 188L31 182H29ZM41 186H42V184H41ZM31 187H30V189L28 187L27 188L29 189V191H31V190L34 191L33 189H31ZM144 187H143V189H144ZM7 188H9V187H7ZM46 188H47L48 191H50V189H48V187H46ZM46 188L44 187V189H46ZM54 188H52L53 192H52V190H51V192H49V194L51 193V196H52V193L55 192L54 191L55 190ZM87 188L90 189L89 186H87ZM28 189H27V191H28ZM77 189H79V187ZM6 190H8V189H6ZM58 190H59L58 193H60L62 191L61 190V187ZM90 190H89V192H90ZM95 190H94V192H95ZM149 190L152 191V196H151L150 199H148L149 201L151 200V202H149V201L147 202V200L146 201L144 200V199L147 198L144 195V193H146V195H147V193H148V195L149 194L151 195V192L150 193L148 192ZM63 191H62V193H63ZM66 191H64V192H65V195L67 196L69 193L66 194ZM80 191H81V189L79 190V192ZM86 191H88V190H86ZM86 191H84V192H86ZM38 192H39V188H38ZM44 192H46V191L44 190L43 193ZM26 193H28V192H26ZM33 193L34 192H32L31 194H33ZM80 193H82V192H80ZM91 193L93 194L92 190H91L90 194ZM129 194H131V193H129ZM36 195H37V193H36ZM83 195H84V193H83ZM10 196H12V195H10ZM10 196H9V198H10ZM31 196L33 197L34 195H31ZM44 196H42V197H44ZM46 196H47V193H46ZM54 196H56L55 193H54L53 197ZM63 196H61V193H60L59 197L62 198ZM70 196H69V198H70ZM77 196H78V198H80V197L82 198V195L80 197H79V195H77ZM85 196H88V194H85ZM85 196H83V197H85ZM143 196H144V198H143ZM37 197L38 198L40 197L39 194L37 195ZM37 197L35 196L34 199L38 200ZM49 197H50V195H49ZM49 197L45 198V199H47V202H46L45 199H43L42 201H40L41 198H39L38 202H35L36 204H34L35 205L34 208L31 206L33 204V201L32 200H31L32 202L30 201L31 202V205H30V203L28 201L29 204L26 202L27 205L25 204L23 206L22 210L24 209V211H23V218L25 220L24 221L25 222V228H26V232L25 233H26V236H27L26 239L29 241V244H27V245L32 248L31 250L33 251V253L35 252V254H29V253L28 254H20L21 252L19 254L18 253L17 254H8V260H9V263L10 264H35V263H37V264L38 263H42V264H66V262L71 261V260L66 259V258H69L70 259V256H68L70 254H66V253H69L70 252V251L69 252H66L67 250H69L68 247H66L67 250H64L65 252L63 251L65 254H62L63 252L60 253V251H62L63 249H65V246L64 245L66 244V242L69 241L68 239L65 238L66 237V234L64 235L65 237L64 236L61 237V238H64V240L66 239L65 240L66 242L65 243L63 242L64 244L61 242V241H63L62 239H61V241H58L60 239V238H58V236L60 234H62L63 230H65V229L67 230L68 228H70V227H68V228L66 227L65 229H63V226L65 227V224H66L65 222H67L68 226L72 222L69 223L68 221L64 220L67 216L63 220H62V216H61V218H60L61 221H60V219L58 218L60 216L59 213H58L60 211L59 210V207L60 206H57L60 202L59 203L57 202V200H56L57 198L56 197H54L56 199L53 198L56 201H54L53 199L51 200L52 197H50V198ZM149 197L150 196H148V198ZM48 198H49V201H48ZM64 198H62V199H64ZM91 198H92V202H94L93 201L94 200L93 197L90 196L89 199H91ZM62 199H60V200L62 201ZM76 199H74L75 200L74 202H76ZM82 199L84 201H86L84 198H82ZM89 199H87V200H89ZM28 200H30V199H28ZM88 202L89 201H87L85 203V205H87V209L85 211L90 210L89 208L92 207L90 204H89L90 206L88 205ZM63 203H64V201H63ZM70 203H71V201H70ZM90 203H91V201H90ZM132 203H133V200H132ZM65 204L66 203H64V205ZM71 204L73 206V202ZM71 204L68 205L69 208H67L66 206H64V208H67V210L68 209L74 210L73 212L71 211L73 213V214H71V215H73L72 216V219L74 217H76V216H74V213H75V215L78 214L79 217L82 216V219L86 221L87 219H85L86 218V214L83 212L84 210L82 209L83 211H80V212L84 213L83 215L85 216V218H83L82 213H80V215L78 213L79 212L78 209L79 210H81V209L79 207L77 208V206H79L80 204L78 203L77 206L75 205L76 206V210H75V206H73V208H71ZM29 205L32 207V209H29ZM59 205H61V203ZM92 205L94 206L93 203H92ZM88 206H89V208H88ZM18 207H19V205H18ZM25 207H27V208H25ZM80 207L83 208V206H81V205H80ZM143 208H144V206H143ZM220 208H222V207H220ZM36 209L38 210V213H37V210ZM239 209L240 208H238V210ZM64 210H66V209H64ZM67 210H66V212H67ZM68 211L70 212V210H68ZM149 212L147 213L148 217L151 216V214H149ZM145 213H146V210H145ZM87 214H89V213H87ZM51 217L54 218V220H55V218H57L56 220H59V221H56V222H59V224H60V222L62 224V222L64 221L63 226L61 224L59 225L60 227H62L63 230H60V228L58 226L56 228V225L57 224H55L54 221H51V219H52ZM88 217L89 216H87V218ZM234 217H236V216H234ZM70 218L71 217H69V221L71 220ZM76 218H74V220ZM94 218L92 216V220H90V223L94 220ZM223 218H221L219 220L222 221ZM224 219L226 220L227 218H224ZM78 220H79V218H78ZM50 221L52 223L54 222L53 225H52V227H51L52 228V231L54 232V228L55 229H58L59 228V230L61 231L60 234H59V232H56L57 230H55V234L54 233H51L52 231L51 232L48 231L49 228H50L49 225L52 224ZM77 221H75V222H77ZM193 221L194 222L197 221L198 224H200L199 222H201V224L202 223L203 224L205 223L206 226H204L205 227L204 229L202 227L199 228L200 225L199 226H194L195 223H192ZM227 221H229V220H226V222ZM48 222H50V224ZM44 223L45 224L48 223L49 225L46 226ZM73 223H74V221H73ZM73 223L71 224V226L73 225ZM80 223H81V226H83V228L85 229V226H84V225H86L85 222L83 223L84 225H82V221H80ZM67 224H66V226H67ZM77 224L78 223H76L75 225H77ZM87 224H88V222H87ZM91 224H93V223H91ZM75 225H73V226H75ZM213 225H215V223ZM221 225H223V224H221ZM226 225H227V223H226ZM44 226H46V227L44 228ZM78 226H75V227H77L76 228V231L78 232V234L80 233L79 235H82L83 234V231H85V230L84 229L82 230V227L79 226V227H81L79 229L82 232V234H81V232H79V230H77L78 229ZM88 227H90V225H88ZM46 228H48L46 231L47 232H50V234L47 233L48 238L45 235L46 234V232H45V229ZM51 228H50V230H51ZM72 229H70L71 231L70 230H67V232L68 231L72 232ZM196 229L197 230L199 229V230L196 231ZM206 229H205V232H206ZM89 230H90V228L88 229V231ZM73 231L75 232V230H73ZM88 231H87V233H89L88 235L91 238L92 232L90 231L91 232V234H90V232H88ZM74 232L72 233L73 235L76 234ZM205 232L203 231L202 233L204 234ZM214 232H215V230L212 231V234ZM57 233H58V236H56ZM84 234H85V232H84ZM119 234H117V235H119ZM207 234H209L208 231H207V233H206L205 236L209 237ZM70 235H71V233H70ZM73 235H72V239H70L71 236H69V239L73 241L72 242L73 244L78 241L77 239H79L80 237L82 238V236L77 237L78 235L77 236H75V235L73 236ZM117 235H115V236H117ZM85 236H87V234H85ZM85 236H83V237L86 239ZM56 237L58 238V240H57ZM73 237L74 238L76 237V239H74V240H76V242L73 240ZM89 237L87 238L88 240H89ZM33 238L37 242L36 245L33 244V243H31V241L33 240ZM97 238L100 239L99 240L100 242L103 240V239L99 238V236ZM180 238H181V240H179ZM211 238H212V236H211ZM98 239H97V243L96 244H98V242H99ZM116 239H117V237H116ZM88 240H86V241H88ZM92 240H93V238H91L90 241H92ZM204 240H208V239H204ZM44 241H46V242H44ZM51 241H58L57 243H59V244H56V247H57V245L60 246L61 243H62V245L64 247L62 248V245H61V247H60L61 250L58 249L59 251L58 250L56 251L55 246H53V245H55L56 242H52L51 243ZM199 241H201V240H199ZM45 243L49 247L50 246L51 247H54L53 249H55V250H52V252L55 251V252H59V253H54L53 252L54 255H52V252H51V249L52 248L49 249V247H47L45 245ZM78 243H79V241H78ZM104 243H106V241ZM179 243L181 244V242H179ZM183 243H185V242H183ZM201 243H202V241H201ZM49 244H51V245H49ZM79 244H81V243H79ZM99 245H101V243L98 244V246ZM156 245H157V247H156ZM189 245H190V243H189ZM194 245H196V243H194ZM66 246H68V243H67ZM104 246L106 247V244ZM182 246H184V245L182 244ZM46 247H47L48 250H50L49 251V254H46V251L48 252V250H46ZM188 247H186V248H188ZM191 247H193L192 244H191ZM6 248H10V247H6ZM6 248L3 249V250H6ZM192 250H193V248H192ZM12 251H15V249L12 250ZM18 251H20V250H18ZM190 251H191V249H190ZM29 252H31V251L29 250ZM159 252H160V255L161 256H158ZM97 254H98V252H97ZM64 255H67V257L64 256ZM200 260H202V259L200 258ZM205 261H204V263H205ZM129 262H130V260H129ZM132 262H130V263L132 264ZM196 262H198V260H196ZM6 263L7 262H5V264ZM130 263H128V264H130ZM200 263L202 264V262H200Z\"/></svg>",
	"mask_w": 264,
	"mask_h": 264
}]
</instances>
